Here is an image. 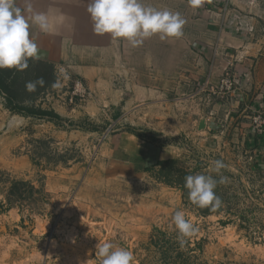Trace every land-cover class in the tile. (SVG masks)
Here are the masks:
<instances>
[{"label":"crops","instance_id":"1","mask_svg":"<svg viewBox=\"0 0 264 264\" xmlns=\"http://www.w3.org/2000/svg\"><path fill=\"white\" fill-rule=\"evenodd\" d=\"M140 2L179 12L186 21L183 35L161 40L155 34L133 47L125 39L113 41L109 34L93 31L90 0H31L26 18L44 13L49 23L47 32L30 27L42 57L32 62L47 63L53 72L58 63L69 65L71 75L88 87L90 98L69 106L64 90L52 83L22 103H40L59 120L83 117L114 126L106 150L112 155L113 172L121 170L118 180L141 177L148 166L160 168L158 161H180L187 151L184 140L212 151L221 146L240 149L249 154L255 169L264 168V0H205L198 8L188 0ZM17 5L26 8L25 0H17ZM229 67L236 73L237 89L206 104L200 86L206 79L216 85ZM6 69L22 77L15 68ZM4 100L0 93V167L23 171L30 165L27 158L22 153L14 158L12 152L26 137L24 126L31 120L54 122L13 114ZM256 112L261 114L260 128L252 125Z\"/></svg>","mask_w":264,"mask_h":264},{"label":"rangeland","instance_id":"2","mask_svg":"<svg viewBox=\"0 0 264 264\" xmlns=\"http://www.w3.org/2000/svg\"><path fill=\"white\" fill-rule=\"evenodd\" d=\"M20 73L10 81L19 82L15 98L23 105L41 87L63 83L47 63L31 59ZM40 78L44 85L28 92L26 83ZM82 118L51 119L54 126L29 121L12 156L22 153L30 165L0 167V264H97L96 248L104 242L131 251L134 264H264V168L255 169L249 154L184 140L179 164L161 172L148 166L141 177L118 180L121 170L113 172L106 150L115 127ZM217 160L225 165L219 173ZM195 174L217 181L220 205L205 215L180 188ZM12 180L40 190L18 197V190L8 192ZM176 211L197 229L183 244L172 221Z\"/></svg>","mask_w":264,"mask_h":264},{"label":"clouds","instance_id":"3","mask_svg":"<svg viewBox=\"0 0 264 264\" xmlns=\"http://www.w3.org/2000/svg\"><path fill=\"white\" fill-rule=\"evenodd\" d=\"M205 0H188L193 8L203 5ZM26 8L21 9L17 0H0V69L15 68L23 71L28 67L29 59L40 60L42 57L38 45L31 39L30 27L37 25L41 31L49 30V23L44 13H33L26 18L24 11L32 12L31 0H25ZM93 31L98 35L109 34L113 41L125 39L133 47L143 43L155 34L161 40L183 35L185 20L179 12L158 10L143 5L140 0H90L87 7ZM30 20V22H29ZM43 86L42 78L29 81L25 87L28 92L36 91L37 85ZM59 88V82L53 83ZM215 171L219 173L225 165L217 160ZM220 183L224 182L221 177ZM185 188L189 198L199 208L211 206L213 210L220 205L214 189L217 181L210 175L195 174L185 177ZM172 221L177 230L181 244L184 238L191 237L197 231L194 224L185 218L182 211H176ZM96 251L97 264H134L133 253L124 248H114L109 242L98 244Z\"/></svg>","mask_w":264,"mask_h":264},{"label":"built area","instance_id":"4","mask_svg":"<svg viewBox=\"0 0 264 264\" xmlns=\"http://www.w3.org/2000/svg\"><path fill=\"white\" fill-rule=\"evenodd\" d=\"M54 72L63 78L61 87L65 92L63 100L67 105L74 106L76 105V100L82 101L90 98L88 87L81 78L71 75L69 65L58 63L54 66ZM236 89V73L233 67H229L225 70L216 85L209 84V80L206 79L200 86L199 91L204 95V102L209 104L215 98H225L233 94ZM59 90L62 91L61 89ZM251 121L255 128H260L262 123L261 114L259 112L253 114Z\"/></svg>","mask_w":264,"mask_h":264},{"label":"trees","instance_id":"5","mask_svg":"<svg viewBox=\"0 0 264 264\" xmlns=\"http://www.w3.org/2000/svg\"><path fill=\"white\" fill-rule=\"evenodd\" d=\"M11 73L8 69L3 68L0 69V93L4 97L5 107L11 112H19L23 115H35L38 117H48L49 119H59V116L55 114L52 110L42 109L41 107H34L33 105H23L16 101L15 91L12 88V82H8ZM36 143H43V140H35ZM179 160L169 159L158 161L156 164L160 166L158 171H163L164 169H169L174 164H179ZM167 173V172H166ZM185 182L180 184V188L183 191V197L189 198L188 189L185 188ZM19 186H22V190H19ZM14 190H18V197H23L26 194V191H39V188H35V186L26 180H12L10 183V187L8 192H12ZM33 194V193H32ZM8 202V201H7ZM195 205V204H194ZM198 212L202 215L208 214L210 212L211 206L206 208H199L196 206Z\"/></svg>","mask_w":264,"mask_h":264},{"label":"water","instance_id":"6","mask_svg":"<svg viewBox=\"0 0 264 264\" xmlns=\"http://www.w3.org/2000/svg\"><path fill=\"white\" fill-rule=\"evenodd\" d=\"M199 126H200V129L203 128V126H204V120H201L200 121V125ZM86 254H88V250L86 251Z\"/></svg>","mask_w":264,"mask_h":264}]
</instances>
